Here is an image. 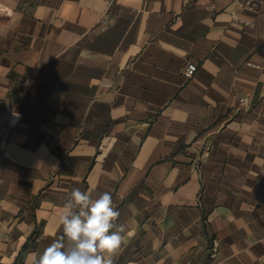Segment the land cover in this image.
Returning <instances> with one entry per match:
<instances>
[{"label": "crops", "instance_id": "obj_1", "mask_svg": "<svg viewBox=\"0 0 264 264\" xmlns=\"http://www.w3.org/2000/svg\"><path fill=\"white\" fill-rule=\"evenodd\" d=\"M236 1L0 0V264L77 187L112 194L114 264H264V5Z\"/></svg>", "mask_w": 264, "mask_h": 264}, {"label": "clouds", "instance_id": "obj_2", "mask_svg": "<svg viewBox=\"0 0 264 264\" xmlns=\"http://www.w3.org/2000/svg\"><path fill=\"white\" fill-rule=\"evenodd\" d=\"M119 217L110 192L94 197L92 189L73 188L58 217L60 233L30 254V264H114L125 241Z\"/></svg>", "mask_w": 264, "mask_h": 264}, {"label": "built area", "instance_id": "obj_3", "mask_svg": "<svg viewBox=\"0 0 264 264\" xmlns=\"http://www.w3.org/2000/svg\"><path fill=\"white\" fill-rule=\"evenodd\" d=\"M263 5H264V0H237L236 1L237 10H252V9L260 8ZM232 16L236 20L237 19V12L233 11ZM109 24L110 23L107 22V25H109ZM247 63L249 65H253V66L258 67V65L253 63V62H247ZM197 70H198L197 64L190 63L185 69V76L186 77H192L197 72ZM239 103L240 104L237 108L238 110L242 109L243 106L248 105V98L247 97L241 98Z\"/></svg>", "mask_w": 264, "mask_h": 264}]
</instances>
